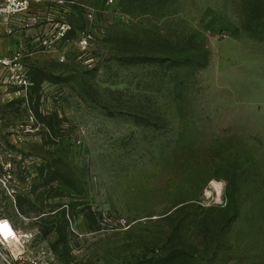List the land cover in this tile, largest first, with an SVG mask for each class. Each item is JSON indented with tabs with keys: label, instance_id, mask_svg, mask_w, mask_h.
Masks as SVG:
<instances>
[{
	"label": "rangeland",
	"instance_id": "374dc122",
	"mask_svg": "<svg viewBox=\"0 0 264 264\" xmlns=\"http://www.w3.org/2000/svg\"><path fill=\"white\" fill-rule=\"evenodd\" d=\"M4 27L29 83L0 68V264H264V0H41Z\"/></svg>",
	"mask_w": 264,
	"mask_h": 264
},
{
	"label": "built area",
	"instance_id": "2783aa9c",
	"mask_svg": "<svg viewBox=\"0 0 264 264\" xmlns=\"http://www.w3.org/2000/svg\"><path fill=\"white\" fill-rule=\"evenodd\" d=\"M40 1L41 0H0V31L12 18L26 13L33 4L39 3ZM110 2H112V0H110ZM6 31L11 32V29L7 28ZM61 35H63V32H61ZM90 39L91 35L84 34L79 40L81 48H86L90 43ZM21 56L20 50H14L12 54L7 56L0 55V68L10 71L11 79L13 78L14 82L17 81L20 84L28 85L29 82L16 73L21 67ZM2 232L7 233L6 229L0 222V234H2Z\"/></svg>",
	"mask_w": 264,
	"mask_h": 264
},
{
	"label": "crops",
	"instance_id": "0c3cea01",
	"mask_svg": "<svg viewBox=\"0 0 264 264\" xmlns=\"http://www.w3.org/2000/svg\"><path fill=\"white\" fill-rule=\"evenodd\" d=\"M34 5V4H33ZM17 19V18H16ZM20 19H22V17L20 18ZM18 20V19H17ZM16 20V21H17ZM17 25H18V23H17ZM5 30L7 29L6 27H3ZM10 29V28H9ZM3 29H1V31H2ZM0 42H2V40H0ZM7 53H8V51H7ZM7 53H5L3 50H1L0 51V55L1 56H4V55H7ZM9 55V54H8ZM0 218H1V209H0Z\"/></svg>",
	"mask_w": 264,
	"mask_h": 264
},
{
	"label": "bare ground",
	"instance_id": "6f19581e",
	"mask_svg": "<svg viewBox=\"0 0 264 264\" xmlns=\"http://www.w3.org/2000/svg\"><path fill=\"white\" fill-rule=\"evenodd\" d=\"M0 222L2 223V220H0ZM3 226H7V222L5 220H3Z\"/></svg>",
	"mask_w": 264,
	"mask_h": 264
}]
</instances>
